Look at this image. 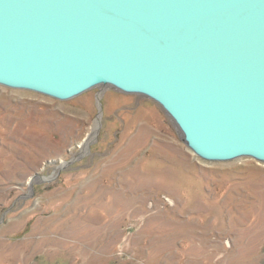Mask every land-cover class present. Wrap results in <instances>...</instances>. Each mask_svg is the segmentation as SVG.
Masks as SVG:
<instances>
[{
  "label": "rangeland",
  "instance_id": "374dc122",
  "mask_svg": "<svg viewBox=\"0 0 264 264\" xmlns=\"http://www.w3.org/2000/svg\"><path fill=\"white\" fill-rule=\"evenodd\" d=\"M0 264H264V162L199 157L142 93L0 84Z\"/></svg>",
  "mask_w": 264,
  "mask_h": 264
},
{
  "label": "water",
  "instance_id": "95a60500",
  "mask_svg": "<svg viewBox=\"0 0 264 264\" xmlns=\"http://www.w3.org/2000/svg\"><path fill=\"white\" fill-rule=\"evenodd\" d=\"M0 84L142 93L199 157L264 162V0H0Z\"/></svg>",
  "mask_w": 264,
  "mask_h": 264
},
{
  "label": "bare ground",
  "instance_id": "6f19581e",
  "mask_svg": "<svg viewBox=\"0 0 264 264\" xmlns=\"http://www.w3.org/2000/svg\"><path fill=\"white\" fill-rule=\"evenodd\" d=\"M99 121V117L96 119V121L94 122V125L92 126V131L89 133L88 139L86 140V143H88L89 139L93 136V134L95 133V128L98 124ZM191 149V148H190ZM192 150V149H191ZM193 151V150H192Z\"/></svg>",
  "mask_w": 264,
  "mask_h": 264
}]
</instances>
